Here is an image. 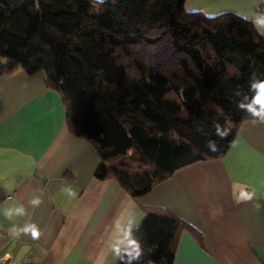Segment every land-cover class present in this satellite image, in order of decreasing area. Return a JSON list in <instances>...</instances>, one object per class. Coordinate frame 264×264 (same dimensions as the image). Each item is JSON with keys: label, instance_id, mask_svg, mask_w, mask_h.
Returning <instances> with one entry per match:
<instances>
[{"label": "trees", "instance_id": "1", "mask_svg": "<svg viewBox=\"0 0 264 264\" xmlns=\"http://www.w3.org/2000/svg\"><path fill=\"white\" fill-rule=\"evenodd\" d=\"M0 59L3 72L44 74L68 132L99 158L95 178L136 198L184 166L222 157L254 119L234 93L250 101L253 73L264 80V37L232 13L186 12L184 0H0ZM214 122L231 130L226 140ZM183 227L167 210H148L116 264L134 254L133 241L143 254L132 264H172Z\"/></svg>", "mask_w": 264, "mask_h": 264}, {"label": "crops", "instance_id": "2", "mask_svg": "<svg viewBox=\"0 0 264 264\" xmlns=\"http://www.w3.org/2000/svg\"><path fill=\"white\" fill-rule=\"evenodd\" d=\"M262 6L184 0L186 12L208 18L249 17L264 12ZM3 63L0 264H116L129 222L139 224L150 209L167 210L184 224L172 264H264V123L244 121L222 157L184 166L132 198L115 180L95 178L99 158L90 143L68 132L61 97L45 86L44 74H9ZM67 186L75 198L64 193ZM241 191L256 195L243 201ZM36 197L42 203L33 208ZM21 206L23 216H4ZM29 224L39 229L38 239L8 233Z\"/></svg>", "mask_w": 264, "mask_h": 264}, {"label": "clouds", "instance_id": "3", "mask_svg": "<svg viewBox=\"0 0 264 264\" xmlns=\"http://www.w3.org/2000/svg\"><path fill=\"white\" fill-rule=\"evenodd\" d=\"M98 3H103V0H97ZM253 7H259L260 5H264V0H252ZM241 19H245V22L251 20L253 26L255 27L257 34L260 36H264V12H256L254 15L245 17L241 16ZM249 91L254 92L252 99L248 100V95L243 91L242 88L237 87L234 95L237 97H241V99L237 103V107L248 113L254 120H258L264 123V80H258L255 77V73L250 80ZM245 101H248L245 103ZM215 128V135L218 136L221 140H226L228 136L231 134V130L225 126L220 125L219 123H213L212 125ZM207 147L211 152L218 151V145L213 140L207 141ZM64 193L71 198H75L76 192L73 190L71 186H67L63 188ZM256 195L255 192L241 191L239 195V199L243 201H251L253 197ZM33 208H37L42 203L39 197L33 198L30 202ZM25 214V209L23 206L18 208H7L4 211V216L7 219H11L13 215L23 216ZM132 227L139 228V224H133V222H129L128 234L131 235ZM8 233L13 237H20L22 234H30L32 239H38L40 236V231L35 224H29L22 228L13 225ZM135 245V251L133 253H127L126 264H132L133 261H138L143 254V250L140 247V244L136 241H133Z\"/></svg>", "mask_w": 264, "mask_h": 264}]
</instances>
